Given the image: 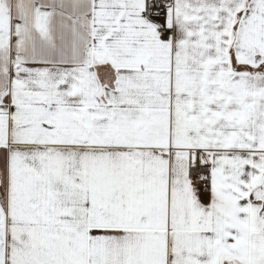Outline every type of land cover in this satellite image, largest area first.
<instances>
[{"label": "snow or ice", "instance_id": "6c2138e0", "mask_svg": "<svg viewBox=\"0 0 264 264\" xmlns=\"http://www.w3.org/2000/svg\"><path fill=\"white\" fill-rule=\"evenodd\" d=\"M0 264H264V0H0Z\"/></svg>", "mask_w": 264, "mask_h": 264}]
</instances>
